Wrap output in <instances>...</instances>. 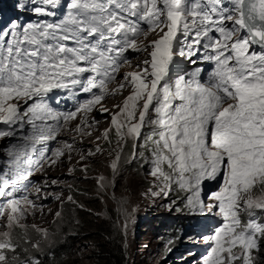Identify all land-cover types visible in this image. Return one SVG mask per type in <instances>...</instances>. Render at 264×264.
I'll return each mask as SVG.
<instances>
[{"label": "snow or ice", "instance_id": "6c2138e0", "mask_svg": "<svg viewBox=\"0 0 264 264\" xmlns=\"http://www.w3.org/2000/svg\"><path fill=\"white\" fill-rule=\"evenodd\" d=\"M60 5L38 0L32 11L56 16L52 9ZM64 7L58 21L0 28V125L6 126L0 139L18 141L0 149L7 164L0 170V264L19 259L12 231L27 230V209L43 210L29 189L35 199H47L40 193L49 182L42 188L29 178L75 150L57 137L92 136L88 129L98 121L89 114L97 105L111 112L101 102L125 90L98 138L111 143L110 135L116 137L113 172L129 141L133 159L138 145L147 149L148 175L159 189L153 196L184 193L190 215L218 218L210 228L195 225L201 230L189 237L209 246L202 264H258L264 248V0H67ZM194 56L213 64L206 83L200 69L188 78L173 73L176 58L196 64ZM133 60L139 61L135 70L120 76ZM57 91L81 99L73 110L59 111L52 106ZM52 141L59 146L50 151ZM102 151L97 146L86 155ZM104 180L98 178L101 188ZM211 181L218 187L205 195ZM33 228L47 237L46 229Z\"/></svg>", "mask_w": 264, "mask_h": 264}, {"label": "clouds", "instance_id": "9594fccd", "mask_svg": "<svg viewBox=\"0 0 264 264\" xmlns=\"http://www.w3.org/2000/svg\"><path fill=\"white\" fill-rule=\"evenodd\" d=\"M36 1L34 0H0V28L11 27L10 22H18L21 25H27L20 21L16 15L18 12L20 16L27 18L29 12L35 17V21H45V16H38L32 11ZM19 5V7L17 6ZM65 3H61V6ZM60 6V7H61ZM24 7V8H22ZM67 10L57 11V15L62 17ZM32 18V17H31ZM132 57L140 56L143 58L141 53H129ZM138 60H133L131 65H125L120 70V76H123L126 72L135 70V65ZM202 64H192L190 61H184L179 64L176 68L179 74H187L186 78L190 76L195 70L200 69V80L201 83H206L208 77L202 71ZM175 70V69H174ZM119 80V77L117 78ZM116 85H110V88H115ZM128 95V91L125 90L122 95H116L115 97L105 98L101 102L103 106L111 109V112L102 113L99 111L101 105H97V108L89 114V120H96L97 123L93 124L88 130L92 132V136H79L76 133L64 132L61 136L57 137L58 140H68L74 144V149L71 153L66 151L65 156L62 157V162L48 168L44 171L35 172L29 179L30 181L39 187L43 188V182L47 180L50 187L43 188L40 195L43 197L47 196V199H35V193L33 189H29L30 198L35 200V203L43 206L41 211L39 208L36 209L35 213H32L31 209H27L26 219L22 223L27 225V230L15 227L12 231L13 241L19 245L17 248L18 260L15 264H46V261H52L55 257V251L59 245L65 244L70 239H74L76 244L75 248L87 251V246H81L86 244V240H79L77 238L78 232L74 230H68L66 227L67 215L77 216L80 214L79 210H86V201L88 198L99 199L98 201L104 204L101 208V217L108 216V205H111L116 213L122 217H126V210L124 211L127 197L123 195L119 189L121 182L120 170L126 168L135 172L136 175L144 177V174L148 175L150 171L149 164L145 163V159L148 158L149 153L147 149H141L138 145L136 149L137 158L133 159V148L132 142L123 148L121 154L120 163L118 169L114 173L112 168L109 166L113 162L114 149L116 148V137L114 134L110 135L111 143L104 139H98L105 129L111 125L112 112L118 111L113 108V105L120 103L125 96ZM79 99H73L70 93L57 91L53 98L52 106L59 111L73 110L76 102ZM79 120V117L77 118ZM73 125L76 121L72 122ZM6 126L0 125V128ZM28 130L27 128L25 129ZM75 136V140H73ZM18 142L15 139L4 138L0 139V149H6L12 143ZM59 146L55 141L50 142L49 149ZM99 146L103 151L97 153L94 156H87V151H95L96 147ZM85 155L86 159L81 160V155ZM0 170L7 171L6 156L4 152H0ZM74 169V171H70ZM86 169V170H85ZM103 176L108 181L107 187H100L98 178ZM150 176V175H149ZM52 180H57V184H51ZM218 187L216 181L206 182L204 186L205 195L209 192L216 190ZM59 196V199L55 197ZM68 196H72L73 202L68 200ZM184 193L181 192H170L165 197V204L169 205L170 202L175 201V205L171 210L170 216L163 215L160 211L158 216V226L161 234V240L166 244L167 248H172L166 254V257L162 264H202V257L209 250V246L206 243L195 241L190 239L195 232L200 231V228H194L195 225L205 226L210 228L217 223L218 218L213 217L209 214L207 217H194L189 214L187 208L183 205ZM2 203V201H0ZM27 208V205H25ZM176 208L180 210L177 211ZM60 212L59 217L56 213ZM78 212V213H77ZM172 218V221L167 220ZM143 219V218H142ZM174 220H177V224L173 230H170ZM144 221V220H143ZM137 222L139 219L137 218ZM5 223L4 220H0V225ZM35 225L37 228L46 229L47 237L45 238L40 232L35 231L33 228ZM70 228V227H69ZM131 229V225L128 226L127 231ZM166 230V231H164ZM5 231L3 227H0V232ZM164 233V234H163ZM120 237H122V247L125 249V264L126 258V247L125 238L126 231L121 230ZM30 243H25V241ZM171 241V243H169ZM91 243V242H90ZM33 244H39V247H33ZM92 244V243H91ZM94 246V245H93ZM26 249V250H25ZM11 255V254H10ZM258 264L264 262V248L257 256Z\"/></svg>", "mask_w": 264, "mask_h": 264}, {"label": "rangeland", "instance_id": "374dc122", "mask_svg": "<svg viewBox=\"0 0 264 264\" xmlns=\"http://www.w3.org/2000/svg\"><path fill=\"white\" fill-rule=\"evenodd\" d=\"M114 156L115 151L110 158L114 159ZM120 179L119 189L127 197L124 208L126 217H122L120 213L117 219V227L119 232L121 230L126 231L127 261L129 264H162L167 252L172 249L171 247L167 248L161 240V234L156 230L159 211L163 215L170 216L171 214L165 204V197L152 195L159 189L153 187L155 181L149 175L144 174V177H141L132 170L121 168ZM103 183L105 187L108 181L104 180ZM137 218L139 222H137ZM125 224H127V229L131 225L129 231L125 230ZM86 244H81V246L84 248L87 246V251L80 250L78 254V257L82 258V253L86 252L82 261H86V254L94 248L90 242H86Z\"/></svg>", "mask_w": 264, "mask_h": 264}, {"label": "trees", "instance_id": "16d2710c", "mask_svg": "<svg viewBox=\"0 0 264 264\" xmlns=\"http://www.w3.org/2000/svg\"><path fill=\"white\" fill-rule=\"evenodd\" d=\"M98 200L88 198L86 210H79L82 212L77 216L68 214L66 217L68 230L72 229L75 233L78 232L79 240H86L94 245V248L86 254V261H82L86 252L82 253V258L78 257L80 249L74 247L76 241L70 239L72 236H69L68 242L59 245L55 251V257L52 261L47 260L46 264H125L123 239L120 237L117 227L119 213L117 214L115 209L108 205V216L96 215L101 212V208L104 206ZM167 220L172 221L173 219L168 218ZM177 223V220H174L170 230H173ZM156 229L160 231L159 228ZM126 264L129 263L126 262Z\"/></svg>", "mask_w": 264, "mask_h": 264}, {"label": "bare ground", "instance_id": "6f19581e", "mask_svg": "<svg viewBox=\"0 0 264 264\" xmlns=\"http://www.w3.org/2000/svg\"><path fill=\"white\" fill-rule=\"evenodd\" d=\"M105 187H107V184H105Z\"/></svg>", "mask_w": 264, "mask_h": 264}]
</instances>
